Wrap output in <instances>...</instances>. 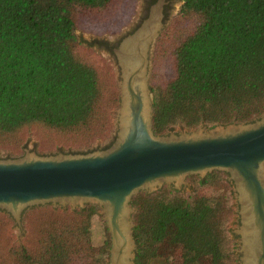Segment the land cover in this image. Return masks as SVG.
<instances>
[{
  "label": "trees",
  "instance_id": "trees-1",
  "mask_svg": "<svg viewBox=\"0 0 264 264\" xmlns=\"http://www.w3.org/2000/svg\"><path fill=\"white\" fill-rule=\"evenodd\" d=\"M113 1L0 0V135L32 125L87 131L97 116L103 83L98 69L76 54L74 15L103 12ZM179 15H196L200 22L174 49V76L152 89L155 135H166L174 126L214 128L260 118L264 0H183ZM188 178L200 187L222 182L233 196L225 172ZM131 204L136 209L134 264H152L149 252L164 223L182 237L183 264H200L207 257L210 264H238L237 259L227 262L224 252L231 213L227 190L206 197L164 185L154 193L139 192ZM100 210L96 204L39 209L52 220H43L37 247L30 239L13 243L0 231V264H110V253L98 259L91 243V222Z\"/></svg>",
  "mask_w": 264,
  "mask_h": 264
},
{
  "label": "water",
  "instance_id": "water-1",
  "mask_svg": "<svg viewBox=\"0 0 264 264\" xmlns=\"http://www.w3.org/2000/svg\"><path fill=\"white\" fill-rule=\"evenodd\" d=\"M159 0L148 19L115 50L121 69V108L114 143L85 154L41 156L34 152L0 159V210L17 223L25 210L52 204L102 208L112 236L110 264H133L137 245L131 201L164 185L180 190L192 175L225 172L239 206L241 264H264V116L209 131L155 135L150 56L163 28Z\"/></svg>",
  "mask_w": 264,
  "mask_h": 264
},
{
  "label": "rangeland",
  "instance_id": "rangeland-1",
  "mask_svg": "<svg viewBox=\"0 0 264 264\" xmlns=\"http://www.w3.org/2000/svg\"><path fill=\"white\" fill-rule=\"evenodd\" d=\"M182 4L183 0H171L167 5L166 13L163 10L164 26L153 45L148 71V83L153 101L155 93L152 89L163 87L174 76L173 52L175 47L200 22L196 15L180 16L179 9ZM151 9L147 8L145 0H114L111 6L103 12L81 11L76 13L74 15L75 36L80 43L76 48V54L79 58L98 69L103 83V96L95 121L89 125L87 131L64 132L32 125L16 133L0 135V159L18 158L24 156L27 152H34L41 156L85 154L105 150L106 147L112 145L118 132L122 79L121 69L113 55V51H111V54L106 49L108 43L118 41L131 31L142 17L143 20L148 19ZM200 128H204L205 131L212 129L207 124H202L193 129L174 126L166 135H181L198 131ZM180 190L187 195L196 192L198 196L206 197H216L221 193H226L227 190L228 206L231 213L227 217L224 226V252L227 262L232 263L237 259L238 264H241L239 236L235 233L240 225L239 206L234 188L233 196H230L226 185L222 182L212 181L211 184L200 187L196 182L187 178L186 184ZM48 207L72 209L71 206L61 207L52 204L31 207L24 211L20 223H17L9 213H2L0 215L1 233L8 238L11 237L13 243H24L27 239H30L34 245L32 248L37 247L38 233L42 229L43 220H52V215L42 216L43 214L39 209ZM101 212L102 208L99 215L94 216L91 222V243L94 254L98 259H102L103 255L101 254L107 251L110 253L109 261L111 262L112 236L105 215ZM135 214L136 209L131 217L133 228ZM148 260L152 264H183L182 237L171 224H163L162 235L151 248ZM210 261L211 259L208 257L203 258L200 264H210ZM134 263L135 259L133 260Z\"/></svg>",
  "mask_w": 264,
  "mask_h": 264
},
{
  "label": "flooded vegetation",
  "instance_id": "flooded-vegetation-1",
  "mask_svg": "<svg viewBox=\"0 0 264 264\" xmlns=\"http://www.w3.org/2000/svg\"><path fill=\"white\" fill-rule=\"evenodd\" d=\"M165 1V4H164V13H166V8H167V5L168 3L171 2V0H164ZM159 2V0H145V4H147V8L151 9L154 5H156L157 3ZM146 15V14H145ZM148 15V14H147ZM146 15V16H147ZM143 17L142 19H140V21L135 25V27L129 31L128 33H126L125 36L121 37L118 41H115V42H112V43H108V48L106 49L109 53H111V51H113V55L115 56V59L117 61V58H116V54H115V50L119 48L120 46V43L130 34H132L133 32H135V30H137V28H139V26L142 24L143 22ZM112 54V53H111ZM118 63V62H117Z\"/></svg>",
  "mask_w": 264,
  "mask_h": 264
}]
</instances>
